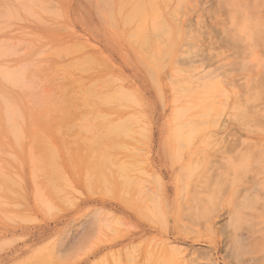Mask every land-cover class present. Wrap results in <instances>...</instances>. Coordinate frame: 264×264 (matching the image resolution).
<instances>
[{"label": "rangeland", "instance_id": "rangeland-1", "mask_svg": "<svg viewBox=\"0 0 264 264\" xmlns=\"http://www.w3.org/2000/svg\"><path fill=\"white\" fill-rule=\"evenodd\" d=\"M10 1H12L11 4L19 3V7L21 3L23 4L17 12L22 18L23 16L32 18L27 12V7H34L40 3L36 0H29L33 3H26V0H9V3ZM65 1L57 4L56 7L49 8L46 13L50 15V18L42 20L41 25L47 29L43 35L46 40L43 46L33 43L28 50L30 54H35V57L46 60V65L42 67L46 70L40 74V79L28 80V82L32 81L30 82L32 90H27L28 95L21 91L20 99L14 105V108L20 111L19 113L22 112L20 120L23 118L22 121L25 123L24 126L28 127L29 133L27 135L22 133L24 135L18 138L2 137L4 134L0 137V167L9 173L5 180L7 185L0 184V264H129L131 262V264H148L144 263L145 257L150 261L149 264H175L172 259L167 262H165L167 259L162 260L159 263L154 262V258L149 259L152 255H156L154 251L162 245L157 246L156 244L157 236L162 234L160 228L163 223L159 222H163L168 214L169 229L166 228L169 231L165 237L173 240L172 232L179 231L176 238L179 241L176 245L181 243L180 246H185L188 243L195 247L200 245L212 248L211 244H214V239L215 243L223 240L226 242V247H224L228 250L226 256V253L223 256V252L220 251L219 264H264V247L262 246L264 245V33H262L264 32L262 31L264 29V10H262L264 0H257V2L256 0L255 2L254 0L253 2L251 0H174L176 1L175 10L167 15L171 17V21L173 20L172 23L162 20L160 17H164L166 12L161 13L158 9L153 13L154 16L148 13L152 14L153 18L149 19L148 15V20H145V23H148L147 27L144 26L146 31L142 26L139 28L141 23L129 21L135 25L133 28L140 29L134 28L135 33L138 32L135 35L132 33L134 30L132 25L129 26L132 30L128 28L127 23L129 22L126 23L128 30L123 25L125 23L110 22L101 16L108 12L106 8L109 5L112 7L115 0H108L110 3L106 0H72V7L76 10L78 8L77 15H75L77 20H69L63 25H53L52 18H69L72 10L67 5L68 0ZM143 1L141 0L139 4ZM43 2L49 1L43 0ZM249 2L255 4L251 3V5ZM94 5L97 11L100 7H106L99 10L105 14L100 12L97 15V12L92 9ZM79 7L85 13H81ZM8 8L13 9L10 4L8 5L7 0H0V24L1 21L5 22L3 12H6ZM258 9L263 12L259 13ZM123 13L121 11L118 15ZM87 14L91 15L88 17ZM157 14L160 17H157ZM258 14L262 16L263 23L260 19L257 20L260 18ZM155 16L159 18L160 23H168L165 29L164 24H160L162 26L155 29L165 30L168 34L164 31L165 34H161L155 29L152 30L155 24L153 20L156 21ZM83 17L86 23L82 21ZM22 18H17L16 21L20 19L22 21ZM242 19L246 23L250 21L248 19L260 22L258 24L249 22L251 24L249 29L252 33L254 32V35L249 33V29H245L246 25L244 26ZM87 20H89L88 23ZM101 21H104L106 25ZM11 22H15V19ZM136 24L139 25L136 26ZM109 26L115 28L116 31L119 30L118 35ZM172 27L174 30L171 29ZM89 30H92L91 32L96 30L94 33L98 32L97 36ZM21 31L13 37L15 40L19 38L20 41L25 42L30 38V32L28 28ZM247 33L251 34L250 37ZM257 35L261 41H258L260 39L256 38ZM251 37L257 40L255 38L252 40ZM79 41L81 43H78ZM48 42L50 45L47 44ZM77 43L80 45L83 43L85 47L87 46L86 52L95 55L93 57L91 54L93 57L91 63H94L84 70L81 67L88 62L82 56V58L77 55L65 56V53L60 54L57 51L58 46L63 48L67 45H77ZM75 58L76 61L73 63L72 60ZM53 60L60 64L51 67ZM69 63L75 65L72 68L65 66ZM69 71L72 72L71 74L74 73V78L77 77L78 82L81 78L85 79L84 83L87 81L85 83L88 87L87 91L77 90L80 84L78 85L74 78V80L71 79ZM89 72L90 80L87 79L88 76L85 77ZM94 79L99 81H94ZM98 82L101 83L98 84ZM75 90L79 91L78 94L84 95L86 100L83 98L75 104L70 101L71 99L68 101L71 97L70 93ZM59 94H64V96H59ZM41 96L44 102L46 99L47 101L56 99L52 101L54 104L61 102L59 103L61 105L54 107L58 112L51 113L46 118L43 114L40 115L39 111L36 112L43 105L39 100ZM55 96L59 99L62 97L63 103L58 98L54 99ZM45 119L50 120L45 121ZM70 123L71 127H69ZM74 131L83 134L73 138L74 133L71 132ZM54 135H59L58 146L53 144ZM12 141L16 142L17 146L10 152V149H7V143ZM28 142L35 150L29 147ZM32 150L37 158L32 159V157V160H26L25 154L32 156ZM56 176H59L61 180ZM0 181H2L1 178ZM252 184L254 186L250 191L257 190V192H250L248 196V188ZM121 185L125 186L124 190ZM4 186H7L9 190L7 194L3 192ZM143 186L145 190H150L148 194L152 193L151 197L144 192ZM106 188H108V193L107 190L104 191ZM235 190L236 192L233 193ZM194 195H196L195 199ZM165 196L167 199H164ZM100 205L102 206L99 207ZM181 206L187 209H185L186 212L184 209L179 210ZM106 207L108 210L105 209ZM227 208L232 210L228 211ZM163 209H166V213ZM167 210H172L173 214L178 213V216L176 215L178 219L175 222L170 218L172 212ZM233 211L236 215L231 214ZM219 214L222 217L217 219ZM88 215L92 218H88ZM210 216L218 220L213 225L217 234L214 231L205 230L204 220ZM85 217L90 220L87 221ZM83 218L86 225L89 223L87 229H84ZM147 220H152L151 223L154 224L157 223L156 229L151 231L143 228L140 231L138 223L148 222ZM81 221L83 224L80 223ZM109 222L112 223L109 224ZM171 225L174 226L171 227ZM189 227L194 230L189 231ZM198 229L200 232L197 231ZM180 232H182L181 236ZM193 234L200 235L199 241H189V237ZM130 235L133 237H128ZM235 235L238 236L239 241L230 240L236 237ZM182 236H187L189 240L184 243ZM136 237L138 240L148 242L152 247H145L141 243V245H135L138 241ZM108 238L112 240L108 242ZM209 238L212 241H209ZM130 239L134 241L128 247L126 243ZM248 240L254 241L249 242ZM242 244L248 247H243ZM257 244L258 247H256ZM123 248H128V251ZM146 250H150L151 255L147 254Z\"/></svg>", "mask_w": 264, "mask_h": 264}, {"label": "bare ground", "instance_id": "bare-ground-1", "mask_svg": "<svg viewBox=\"0 0 264 264\" xmlns=\"http://www.w3.org/2000/svg\"><path fill=\"white\" fill-rule=\"evenodd\" d=\"M8 1V5L10 4L11 6H12V8L15 10V12H13L12 10H11V8H10V10H9V8L7 9V11L6 12H3L4 14H5V22H3V21H1L2 23L0 24V137L4 134V136H2V137H5V136H7V137H9V138H18V137H21L22 135H24V134H22V133H25L26 135H27V133H29L27 130H28V127L27 126H24V121H22V119L23 118H21V120H20V117L22 116L21 115V113H19L20 111L19 110H17V109H15L14 108V105L16 104V101H18V99H20V97H19V95H20V93H24V94H27L26 92H27V90L29 91V89L30 90H32L31 89V87H30V82L32 83V81H30V82H28V80H30L31 78H34V79H40V77H41V73L43 72V71H45L46 70V68H42L44 65H46L45 64V62H46V60L43 58V59H41V58H39V57H35V54H30L29 52H28V50L32 47V44L34 43V44H36L37 46H43V44L46 42V40L43 38V35H45V32L47 31V29L46 28H44L41 24H42V20H45V19H47V18H50V15L49 14H47L46 12H47V10L49 9V8H53L54 6L56 7L57 6V4H60L62 1H65V0H48L49 2H47V3H44L43 2V0H36L37 2H40V3H42V4H40V3H38L37 4V6L35 5L34 7H30V8H28L27 6V12L32 16V18L31 17H29V16H23V18L21 17V14L20 13H17L19 10H20V8L23 6V4L21 3V7H19L20 6V4L18 3H13V4H11V2L12 1H10V3H9V0H7ZM99 1V0H98ZM102 1V0H101ZM100 1V2H101ZM106 1H108V0H106ZM141 0H115L114 1V4L112 5V7L109 5L107 8H106V10H108V12H106V14H105V12H101V14H105V15H101V16H104V19L106 20H109L110 22H112V21H114V22H117V23H125V24H123V25H127L128 24V28L130 29L131 27L133 28V26H135V25H132L133 23H141V25H139V28L142 26L144 29H145V31H146V28L145 27H147L148 26V23H145V20H148V18L147 17H149L150 16V18L149 19H151V18H153L152 17V14L155 12V11H158V9H160V12L161 13H163L164 11L166 12V14L164 15V17H160V15L159 14H157L156 16L158 17H160V18H162V20L164 19V21L165 22H170L171 21V17L169 18V17H167V15H168V13H171L172 11L174 12V6H175V4L174 3H176V1H171V0H144L143 2H142V4L140 3L139 4V2H140ZM205 1V0H204ZM212 1V0H211ZM216 1V0H215ZM252 2H253V0H251ZM66 2V1H65ZM64 2V3H65ZM72 0H68L67 1V5H68V7L70 8V10H72V12H71V14L69 15V18H67V19H61V18H58V17H56V18H52V20H51V23L54 25H63L64 23H66L67 21H69V20H77L76 19V16L75 15H77L76 14V12L78 11V8H77V10H76V8H73L72 7ZM104 2V1H103ZM109 2V1H108ZM203 2V1H202ZM209 2V1H208ZM247 2V1H246ZM252 2H249L250 4L252 3ZM254 2H255V0H254ZM256 2H257V0H256ZM26 3H33V2H30L29 0H26ZM95 2H93V4H94ZM110 3V2H109ZM178 4L180 3V2H177ZM193 3V2H192ZM197 3V2H196ZM230 3H231V1H230ZM245 3V2H244ZM4 4H6V3H4ZM17 4V5H16ZM45 4V5H44ZM112 4V3H111ZM241 4V3H240ZM252 4H255V3H252ZM251 4V5H252ZM262 4V3H261ZM47 5V6H46ZM103 5V4H102ZM106 4H104V6H105ZM188 5V4H187ZM189 5H190V3H189ZM191 5H194V4H191ZM5 6V5H4ZM46 6V7H45ZM64 6H66V5H64ZM89 6V5H88ZM238 6H239V4H238ZM241 6H242V4H241ZM259 6V5H258ZM10 7V6H9ZM87 7V6H86ZM92 7V6H91ZM90 7V8H91ZM94 8H92V9H94L95 10V5L93 6ZM179 7V6H178ZM183 7V6H182ZM245 7V6H244ZM101 8H103V7H100V9ZM105 8H103V9H105ZM124 8V9H123ZM169 8V9H168ZM183 8H185V7H183ZM182 8V9H183ZM190 8H191V6H190ZM194 8V7H193ZM197 8V7H196ZM208 8V7H207ZM214 8H216L215 6H214ZM240 8H242V7H240ZM4 9V8H3ZM6 9V8H5ZM79 9H80V7H79ZM87 9H89V8H87ZM92 9L90 10V11H92ZM99 9V8H98ZM99 9V10H100ZM239 9V8H238ZM82 12H81V11ZM79 11L81 12V13H85V12H83L84 10H82V9H80ZM88 10V11H89ZM99 10L97 11V10H95V12H97V15L100 13L99 12ZM123 11L124 13L122 14V15H118L119 14V12H121V11ZM184 10V9H183ZM187 11H188V9H186ZM185 10V11H186ZM194 10H195V8H194ZM201 10V9H200ZM205 10V9H204ZM218 10V9H217ZM251 10V9H250ZM259 10V13H262L263 11L262 10H264V9H258ZM261 10V11H260ZM87 11V12H88ZM102 11H105V10H102ZM119 11V12H118ZM193 11V10H192ZM208 11V10H207ZM210 11V10H209ZM57 12V11H56ZM94 12V11H93ZM118 12V13H117ZM196 12V11H195ZM217 12V11H216ZM215 12V13H216ZM219 12V11H218ZM217 12V13H218ZM58 13V12H57ZM81 13H79L80 15H81ZM148 13H152L151 15L150 14H148ZM157 13V12H156ZM159 13V12H158ZM179 13V12H178ZM204 13V12H203ZM1 14H2V12H1ZM17 14V15H16ZM146 14V15H145ZM187 14V13H186ZM91 15V14H90ZM89 15V16H90ZM146 17H145V16ZM149 15V16H148ZM155 14H153V16H154ZM250 15H252V14H250ZM18 16V17H17ZM56 16V15H55ZM87 16H88V14H87ZM88 16V17H89ZM155 16V18H156V21H155V19L153 20V23H155L154 24V26H152V30L153 29H155V28H160L162 25H160V24H164V23H160L161 21H159V18L157 19V17ZM173 16H175V15H173ZM257 16H259V14L257 15ZM257 16H253V17H256L257 18ZM52 17V16H51ZM82 17V16H81ZM80 17V18H81ZM86 17V16H85ZM88 17H86V19H88ZM180 17V16H179ZM178 17V20H180V18ZM260 18H258L257 20H263L262 19V16H259ZM3 18V17H2ZM17 18L19 19V18H22V21H20V20H18V22L16 21L17 20ZM79 18V17H78ZM103 18V17H102ZM132 18V19H131ZM177 18V17H176ZM15 19V22H11V21H13ZM103 19V20H104ZM174 19V18H173ZM217 19V18H216ZM1 20H4V19H1ZM85 19H84V17L82 18V21H84ZM104 20V21H105ZM132 21L133 23L131 24V22H129V21ZM185 20H186V18H185ZM184 20V21H185ZM232 20V19H231ZM252 21L253 23H256V24H258V23H260L259 21H257V22H254V21H256V20H251V19H248V21ZM20 21V22H19ZM88 21L89 20H87V23H88ZM102 22V24L104 23L105 24V22H107V21H105V22ZM108 21V23H110ZM151 21V20H150ZM173 21V20H172ZM172 21H171V23H172ZM194 21H195V19H194ZM242 21H243V19H242ZM249 21V22H250ZM264 21V20H263ZM263 21L261 22V23H263ZM44 22V21H43ZM85 22V21H84ZM84 22H83V24H84ZM127 22H129V23H127ZM145 24H144V23ZM191 22H193V21H191ZM204 22V21H203ZM202 22V23H203ZM234 22V21H233ZM246 23L245 21H243V24H244V26H245V29H249V26H251V22L250 23ZM44 23H46V22H44ZM48 23H50V22H48ZM51 23H50V25H51ZM86 23V22H85ZM127 23V24H126ZM150 23V22H149ZM182 23H183V21H182ZM194 23V22H193ZM192 23V24H193ZM198 23V22H197ZM205 23V22H204ZM235 23V22H234ZM239 23V22H238ZM80 24H82V23H80ZM101 24V25H102ZM144 24V25H143ZM168 23H166V24H164L163 25V28L167 25ZM201 24V23H200ZM211 24V23H210ZM213 24V23H212ZM106 25V24H105ZM132 25V26H131ZM137 24H136V26H138ZM147 25V26H146ZM172 24H170V26H171ZM82 26H84L85 27V25H82ZM81 26V27H82ZM87 26H89V25H87ZM104 26V25H103ZM129 26H131V27H129ZM145 26V27H144ZM190 26V25H189ZM197 26H199V25H197ZM243 26V27H244ZM255 26V25H254ZM253 26V27H254ZM258 26V25H257ZM260 26H262L261 24H260ZM61 27V26H60ZM60 27H59V29H60ZM63 27V26H62ZM90 27V26H89ZM110 28H113V27H111V26H109ZM141 27V28H142ZM167 27H168V25H167ZM185 27H186V29L188 28L186 25H185ZM242 27V28H243ZM26 28H28V31L30 32V38L27 40H25V42H22V41H20V39L19 38H17V39H19L18 41H16L15 39H14V37H13V35H15L17 32H19V31H21V32H23V30L24 29H26ZM83 28V27H82ZM87 28V27H86ZM124 28V27H123ZM126 28H127V26H126ZM127 28V29H128ZM132 28L130 29V30H132ZM135 29H137L136 27H134ZM133 28V29H134ZM151 28V27H150ZM170 28V27H169ZM190 28V27H189ZM256 28V27H255ZM58 29V30H59ZM89 29V28H88ZM115 28H113L112 29V31L114 30ZM125 29V28H124ZM126 29V30H127ZM128 29V30H129ZM135 29L132 31V33H134V35L135 34H137V33H135L136 31H135ZM165 29V28H164ZM171 29H173L174 30V28L172 27ZM170 29V30H171ZM234 29V28H233ZM235 29H237V28H235ZM62 30V29H61ZM65 30V29H64ZM68 30V29H67ZM137 30H140V29H137ZM148 30V29H147ZM156 30V29H155ZM160 30H162V29H160ZM180 30H181V28H180ZM238 30V29H237ZM236 30V31H237ZM240 30H241V28H240ZM90 31V30H89ZM92 31V30H91ZM90 31V32H91ZM96 31V30H95ZM95 31H93V32H91L92 34L95 32ZM107 31H110V30H107ZM117 31H119V30H117ZM116 30H114V32H116V34L118 35V32H117ZM156 31H159V30H156ZM164 32H165V30H163ZM163 31H159L161 34H165ZM231 31V30H230ZM261 31V30H260ZM262 31H264V29H262ZM261 31V32H262ZM111 32V31H110ZM121 32V31H120ZM141 32V31H140ZM139 32V33H140ZM153 32V31H152ZM158 32V33H159ZM237 32H239V31H237ZM251 32V34H253L254 35V32L252 33V30H250L249 29V33ZM259 33V32H257L259 35H261L262 33H264V32H262V33ZM89 33V32H88ZM105 33V32H104ZM109 33V32H108ZM112 33V32H111ZM122 33V32H121ZM129 33H131V31H129ZM157 33V32H156ZM249 33H247L248 35H249V37H250V35L251 34H249ZM27 34H29V33H27ZM79 34V33H78ZM92 34H90V35H92ZM97 34H98V32H97ZM97 34H95L94 33V35H96L97 36ZM114 34V33H113ZM113 34H111V36L113 35ZM123 34V33H122ZM152 34H154V33H152ZM166 34H168V32L166 33ZM189 34H190V32H189ZM231 34V33H230ZM241 34H243V33H241ZM244 34H245V32H244ZM18 35H20V34H18ZM17 35V36H18ZM93 35V36H94ZM132 35V34H131ZM186 35V34H185ZM196 35V34H195ZM229 35V34H228ZM259 35H257V39H260V40H258V41H261V38L260 37H258ZM263 35V34H262ZM261 35V36H262ZM107 36V35H106ZM146 36V35H145ZM152 36V35H151ZM155 36V35H154ZM157 36H160V34L158 35L157 34ZM157 36H155V37H157ZM119 37H121V36H119ZM123 37H124V34H123ZM126 37H128V36H126ZM236 37H238V36H236ZM87 38V37H86ZM252 38V40H254V38L253 37H251ZM255 38V40H257ZM128 39H130V38H128ZM149 39V38H148ZM51 40H53V39H51ZM62 40V39H61ZM89 40V39H88ZM251 40V39H250ZM264 40V39H263ZM125 41V40H124ZM74 42V41H73ZM83 42V41H82ZM54 43V42H53ZM57 43V42H56ZM71 43V42H70ZM70 43H68V44H70ZM78 43H81V41H79ZM77 43V45H67V47H63V48H60V46H58L59 48H58V52L60 53V54H63V53H65V56L67 55H77V56H79V57H83V59H85L87 62H88V64H86V62L83 64V66L81 67V68H83V70L84 69H86L87 68V66H89L90 64H92V63H94V62H92L91 63V59H93V57L95 56L94 55V53H89L88 51L86 52V47L83 45V43H82V45H80V44H78ZM86 42H84V44H85ZM47 44H49L50 45V43L48 42ZM64 44V43H63ZM67 44V43H66ZM262 44H263V42H262ZM52 45V44H51ZM61 45V44H60ZM65 45V44H64ZM85 45H87V43L85 44ZM122 45V44H121ZM137 45V44H136ZM45 46V45H44ZM138 46H141V45H138ZM100 47V46H99ZM55 48V47H54ZM138 48V47H137ZM94 49V48H93ZM143 49V48H142ZM153 49V48H152ZM99 50V49H98ZM141 50V49H140ZM150 50V49H149ZM155 50H157V49H155ZM54 53H56V52H54ZM95 53H97V51L95 52ZM100 53V52H99ZM37 54H38V52L36 53V56H37ZM91 54H93V57L91 56ZM98 55V54H97ZM96 55V56H97ZM106 55V54H105ZM72 56V58H74ZM69 57H71V56H69ZM81 57V58H82ZM109 59V58H108ZM107 59V60H108ZM61 60V59H60ZM253 60V59H252ZM44 63H43V62ZM72 61H74L73 63H75V61H76V58H75V60L73 59ZM79 61V60H78ZM77 61V62H78ZM102 61V60H101ZM256 61H258V60H256ZM260 61V60H259ZM67 62V61H66ZM80 62H82V60L80 61ZM96 62H98V61H96ZM79 63V62H78ZM260 63H261V61H260ZM56 64L57 65H59L60 63H58L57 61H55V60H53L52 61V63H51V67H53V66H56ZM64 64V63H63ZM72 64V63H71ZM70 63L68 64V65H66L65 64V66H67V67H73L75 64H73V65H71ZM96 64H98V63H96ZM49 65V64H48ZM78 65V64H77ZM94 65V64H93ZM64 66V67H65ZM61 67V66H60ZM63 67V66H62ZM104 67V66H103ZM200 67V66H199ZM202 67V66H201ZM91 68V67H90ZM90 68H88L90 71H91V69ZM92 68H94V67H92ZM97 68V67H96ZM206 68V67H205ZM95 69V68H94ZM110 69V68H109ZM257 69V68H256ZM67 70H69V69H67ZM93 70V69H92ZM64 71L66 72V69H64ZM203 71V70H202ZM85 72H88L87 70H85ZM156 72V71H155ZM154 72V73H155ZM158 72V71H157ZM201 72V71H200ZM69 73H70V71H69ZM72 73V72H71ZM70 73V74H71ZM197 73H199V72H197ZM44 74H45V72H44ZM74 74V73H73ZM73 74H71V79H73L74 78V76L75 75H73ZM89 74H90V72L89 73H87L86 74V78H87V76H88V78L87 79H89L90 77H89ZM114 74V73H113ZM112 74V75H113ZM156 74V73H155ZM39 75V76H38ZM108 75H110V74H108ZM199 75V74H198ZM197 75V76H198ZM111 76V75H110ZM109 76V77H110ZM117 76V75H116ZM155 76H157V75H155ZM201 76V75H200ZM203 76V75H202ZM259 76V75H258ZM39 77V78H38ZM102 77H105V76H102ZM107 77V76H106ZM114 77V76H113ZM207 77V76H206ZM77 78V77H76ZM76 78H74L75 79V81H77V84L79 85V87H78V89L77 90H80V92H84V91H87V89H88V87L86 86V82L84 83V81H85V79H82L81 77H79V79H80V81L78 82V80H76ZM156 78H158V77H156ZM73 79V80H74ZM98 79H100V77H98ZM102 79V78H101ZM104 79V78H103ZM102 79V80H103ZM106 79V78H105ZM110 79V78H109ZM197 79V78H196ZM83 80V81H82ZM90 80V79H89ZM95 80H97V79H94V81ZM101 80V81H102ZM112 80V79H111ZM253 80V79H252ZM256 81H257V79H255ZM74 81V83H75V85H77L76 84V82ZM97 81H99V80H97ZM116 81V80H115ZM260 81V80H259ZM39 82V81H38ZM41 82V81H40ZM91 82V81H90ZM131 82V81H130ZM157 82H160V81H158L157 80ZM196 82V81H195ZM201 82V81H200ZM264 82V81H263ZM29 83V84H28ZM35 83V82H34ZM73 83V82H72ZM94 83V82H93ZM101 82H98V84H100ZM104 83V82H103ZM111 83V82H110ZM109 83V84H110ZM115 83V82H114ZM114 83H112V84H114ZM198 83H199V81H198ZM258 83V82H257ZM36 84V83H35ZM95 84V83H94ZM111 84V85H112ZM255 84V83H254ZM33 85V84H32ZM37 85V84H36ZM73 85V84H72ZM90 85H92V84H90ZM89 85V86H90ZM102 85V84H101ZM29 86V87H28ZM63 86V85H62ZM103 86H108V85H103ZM110 86V85H109ZM108 86V87H109ZM115 86V85H114ZM34 87V86H33ZM32 87V88H33ZM69 87L70 88H72L70 85H69ZM69 87H67V89L69 88ZM76 87V88H77ZM93 87H95V86H92V88ZM69 88V89H70ZM96 88V87H95ZM102 88V87H101ZM128 88V87H127ZM98 89V88H97ZM106 89V88H105ZM118 89H120V88H118ZM73 90V89H72ZM90 90V89H89ZM99 90V89H98ZM22 91V92H21ZM76 91V90H75ZM75 91H72V92H74V93H70L69 91H66V92H69L70 94H71V97H69L68 98V101L70 100L71 102H74L73 104H75V103H77V102H79L81 99H83L84 98V100H86V97L84 96V95H82V94H78V92L76 93ZM95 91H97V90H95ZM106 91V90H105ZM63 92H64V90H63ZM62 92V93H63ZM89 92V91H88ZM103 92V91H102ZM87 93V92H86ZM97 93V92H96ZM101 93V92H100ZM130 93V92H129ZM29 94V93H28ZM27 94V95H28ZM65 94H68V93H65ZM88 94V93H87ZM86 94V95H87ZM62 95V94H61ZM60 94H59V96H61ZM100 96H101V94H99ZM62 96H64V94L62 95ZM50 98V97H49ZM54 99L55 98H58V97H53ZM52 98V99H53ZM62 98V97H61ZM61 98L59 99V101H62V103H63V100H61ZM87 98H89L88 97V95H87ZM57 99V100H58ZM103 99V98H102ZM235 99V98H234ZM39 100H41L40 102L41 103H43V105H42V107L41 108H39V110L37 109L36 110V112L37 111H39L38 113L40 114V115H42L43 114V117L44 118H46V117H49V114H51V113H56V112H58L57 111V109H55L54 107L57 105H61V104H59V103H61V102H59L58 104L56 103V104H54L53 102L54 101H56V99L53 101V100H50V101H47V99L45 100V102H44V99H43V97L41 96V98H39ZM87 100H89V99H87ZM21 102H22V100H20ZM53 101V102H52ZM66 101V100H65ZM49 103H50V105H49ZM65 103V102H64ZM66 103H68V102H66ZM53 104V105H52ZM70 104V103H69ZM72 105V104H71ZM17 106V105H16ZM65 106V105H64ZM66 106H68V105H66ZM73 107V106H72ZM69 108H71V106H69ZM251 110V109H250ZM19 111V112H18ZM69 113V112H68ZM21 115V116H20ZM59 115V114H58ZM29 117V116H28ZM51 117V116H50ZM54 118H56V117H54ZM57 118H60V117H58L57 116ZM27 119V118H26ZM70 119V118H69ZM68 119V120H69ZM48 120H50V119H45V121H48ZM254 120V119H253ZM256 120V119H255ZM54 121V120H53ZM73 121V120H72ZM72 123V122H71ZM71 123H70V126L69 127H71ZM75 123H76V120H75ZM74 125H76V124H74ZM68 126V125H67ZM68 127V128H69ZM73 127V126H72ZM56 128V127H55ZM60 130V129H59ZM70 131V130H69ZM68 131V132H69ZM80 131V130H79ZM79 131H77V132H71V133H74L73 134V138H77V137H79V135L80 134H83L82 132L80 133ZM57 132V131H56ZM55 132V133H56ZM68 132H66V133H68ZM85 133V132H84ZM2 134V135H1ZM64 135H65V132H64ZM61 137H62V135H61ZM57 138L59 139V135H54V145L55 146H58V141H57ZM72 138V139H73ZM82 140H83V138H82ZM1 141V140H0ZM30 142V141H29ZM28 142V143H29ZM84 142V141H83ZM1 143V142H0ZM31 143V142H30ZM29 143V144H30ZM78 143V142H77ZM19 144V143H18ZM24 144V143H23ZM250 145H251V143H249ZM262 144V143H261ZM60 145V144H59ZM78 145V144H77ZM17 146V143L16 142H10V143H7V149L9 148L10 150V152H12V150L13 149H15L14 147H16ZM51 146V145H50ZM3 147H5L4 145H3ZM28 146H26V148H27ZM29 147H33L32 146V144H30L29 145ZM1 149V148H0ZM33 149H34V147H33ZM35 150V149H34ZM1 152V151H0ZM23 152V151H22ZM32 152H33V150H32ZM31 152V153H32ZM66 152V151H65ZM253 152V151H252ZM22 155V154H21ZM9 156V155H8ZM23 156V155H22ZM21 156V157H22ZM259 156V155H258ZM10 157V156H9ZM13 157V156H12ZM33 157V158H32ZM35 159V158H37L36 157V154L33 152L32 153V156H29L28 154H25V159L26 160H32V159ZM12 159H14V158H12ZM23 159V158H22ZM34 164V163H33ZM75 170V169H74ZM180 170V169H179ZM182 170V169H181ZM76 171V170H75ZM74 171V172H75ZM216 171V170H215ZM155 172V171H154ZM182 172V171H181ZM180 172V173H181ZM210 172V171H209ZM217 172V171H216ZM7 171L6 170H4L3 168H1L0 167V178L2 179V181H0V184H3V183H5L6 185H7V182L5 181L6 180V177L8 178V176H7ZM54 173V172H53ZM158 173H159V171H158ZM9 174V173H8ZM75 174V173H74ZM155 174V173H154ZM147 175V174H146ZM214 175V174H213ZM218 175V174H217ZM60 176H62V175H60ZM77 176V175H76ZM160 176V175H159ZM158 176V178H159V180H160V177ZM208 176H209V174H208ZM69 177V176H68ZM128 177V176H127ZM215 177V176H214ZM5 178V179H4ZM55 178V177H54ZM56 178H59V176L57 177L56 176ZM55 178V179H56ZM65 178V177H64ZM210 178V177H209ZM215 178H217V177H215ZM9 179L11 180V178L9 177ZM8 179V180H9ZM54 179V180H55ZM60 179V178H59ZM72 179V178H71ZM144 179H145V177H144ZM154 179H156V178H154ZM57 180V179H56ZM61 180V179H60ZM68 180H69V178H68ZM136 180V179H135ZM66 181H67V179H66ZM71 181V180H70ZM69 181V182H70ZM123 181V180H122ZM121 181V182H122ZM128 181V180H127ZM130 181V180H129ZM133 181H134V179H133ZM161 181H163V180H161ZM197 181H199V180H197ZM203 181H205V180H203ZM214 181H215V179H214ZM217 181H219V180H217ZM72 182V181H71ZM88 182V181H87ZM120 182V183H121ZM124 182V181H123ZM136 182V181H135ZM150 182V181H149ZM160 182V181H159ZM210 182V181H209ZM209 182H208V184H209ZM119 183V184H120ZM127 183V182H126ZM146 183V182H145ZM148 183V182H147ZM205 183V182H204ZM214 183V182H213ZM218 183V182H217ZM108 184H109V182H108ZM149 184V183H148ZM147 184V186H149ZM151 184V183H150ZM163 184V183H162ZM195 184H197L196 182H195ZM194 184V185H195ZM211 184V183H210ZM214 184H216V183H214ZM257 184V183H256ZM259 184V183H258ZM111 185V184H110ZM141 185V184H140ZM199 185H201V184H199ZM207 185V184H206ZM65 186V185H64ZM104 186V188H105V185H103ZM109 186V185H108ZM122 186V188H123V190H124V187L125 186H123V185H121ZM146 186V185H145ZM145 186H143L142 188H144ZM153 186H154V184H153ZM156 186V185H155ZM209 186V185H208ZM211 186V185H210ZM214 186V185H213ZM253 184L252 185H249V195L248 196H250V192L252 193L253 191H255V190H252V191H250L251 190V188H253ZM260 186V185H259ZM90 187V186H89ZM137 188H138V185L136 186ZM71 188L73 189V187L71 186ZM91 188V187H90ZM100 188V187H99ZM109 188V187H108ZM108 188H106V189H104V191L105 190H107ZM121 188V189H122ZM148 188V187H147ZM150 188H152V187H150ZM149 188V189H150ZM197 188V187H196ZM230 188V187H229ZM260 188H262L261 186H260ZM3 192H6V194L8 193L7 191H9L8 189H7V186H4L3 188ZM64 189V188H63ZM67 189V188H66ZM96 189V188H95ZM126 189V188H125ZM134 189V188H133ZM141 189V188H140ZM148 189V190H149ZM154 189V188H153ZM153 189H152V192H153ZM156 189V188H155ZM154 189V190H155ZM205 189V188H204ZM203 189V190H204ZM207 189V188H206ZM100 190V189H99ZM109 190H111V189H109ZM127 190H128V188H127ZM137 190V189H136ZM144 190H145V188H144ZM144 190H141V191H144ZM201 190V189H200ZM260 190V189H259ZM263 190V189H262ZM126 191V190H125ZM130 191V190H129ZM150 191V190H149ZM149 191H147V190H145L144 192L146 193V194H148L149 193ZM162 191H164V190H162ZM207 191V190H206ZM233 191V190H232ZM59 192V191H58ZM236 192V190L233 192V193H235ZM247 192V191H246ZM257 192V190L255 191V193ZM54 193H56V191L54 192ZM61 193V192H60ZM80 193V192H79ZM82 193V192H81ZM107 193H108V190H107ZM122 193V192H121ZM212 193V192H211ZM103 194V193H102ZM152 194V193H151ZM151 194H148L150 197H151ZM245 194V193H244ZM56 195V194H55ZM66 195V194H65ZM71 194H69V196H70ZM84 195V194H83ZM117 195V194H116ZM130 195V194H129ZM128 195V196H129ZM135 195V194H134ZM134 195H133V197H134ZM161 195H163V194H161ZM198 195V194H197ZM217 195H218V193H217ZM216 194H215V196H217ZM252 195H255V194H252ZM113 196V195H112ZM144 196V195H143ZM146 196V195H145ZM144 196V197H145ZM175 196V195H174ZM195 196L196 195H194L193 197H194V199H195ZM199 196V195H198ZM214 196V195H213ZM214 196V197H215ZM164 197V196H163ZM200 197V196H199ZM198 197V198H199ZM116 198V197H115ZM120 198V197H119ZM192 198V197H191ZM202 198V197H201ZM236 198V197H235ZM251 198H254V197H252L251 196ZM256 198V197H255ZM90 199V198H89ZM132 199V198H131ZM130 199V200H131ZM135 199V198H134ZM144 199V198H143ZM143 199H142V201H143ZM164 199H167L166 198V196H165V198ZM163 199V200H164ZM194 199H193V201H194ZM208 199V198H207ZM246 199V198H245ZM120 200V199H119ZM136 200V199H135ZM157 200V199H156ZM173 200V199H172ZM192 200V199H191ZM198 200V199H197ZM196 200V201H197ZM200 200V199H199ZM25 201V200H24ZM85 201V200H84ZM132 201V200H131ZM149 201V200H148ZM147 201V202H148ZM70 202V201H69ZM73 202V201H72ZM87 202V201H86ZM126 202V201H125ZM161 202V201H160ZM166 202V201H165ZM195 202V201H194ZM198 202V201H197ZM198 203H200V202H198ZM197 203V204H198ZM205 203V202H204ZM203 203V204H204ZM240 203V202H239ZM70 206H71V204L70 203H68ZM110 204V203H109ZM130 204V203H129ZM195 204H196V202H195ZM29 205V204H28ZM68 205V206H69ZM149 205V204H148ZM148 205H147V207H148ZM187 205V204H186ZM239 205V204H238ZM92 206V205H91ZM102 205H100L99 207H101ZM105 206V205H104ZM109 206V205H108ZM117 207H119L118 205H116ZM145 206V205H144ZM154 206H156V205H154ZM189 206V205H188ZM187 206V208L189 209V207ZM72 207V206H71ZM87 207V206H86ZM97 207V206H96ZM122 207V206H121ZM136 207H138V206H136ZM135 207V208H136ZM161 207V206H160ZM163 207V206H162ZM166 206H164L163 208H165ZM172 207H174V206H172ZM177 207V206H176ZM201 207V206H200ZM200 207H198V208H200ZM240 207V206H239ZM250 207V206H249ZM146 208V207H145ZM149 208H150V205H149ZM156 208V207H155ZM157 208H158V206H157ZM168 208V207H167ZM180 209V211H183V209H184V211H185V207H183V206H181V207H179ZM32 209V208H31ZM105 209H107V207L105 208ZM104 209V210H105ZM110 209V208H109ZM122 209H124V207L122 208ZM139 209V208H138ZM142 209V208H141ZM174 209V208H173ZM201 209V208H200ZM199 209V210H200ZM258 209V208H257ZM61 210V209H60ZM103 210V211H104ZM108 210V209H107ZM135 210V209H134ZM133 210V211H134ZM147 210V209H146ZM157 210V209H156ZM165 210L166 209H163V211L165 212ZM187 210V209H186ZM227 210L229 211H231L232 209H228L227 208ZM238 210V209H237ZM264 210V209H263ZM113 211V210H112ZM137 211V210H136ZM139 211V210H138ZM151 211V210H150ZM149 211V212H150ZM158 211H159V209H158ZM168 211V210H167ZM172 212V210H169L168 212ZM225 211V210H224ZM60 212V211H59ZM80 212V211H79ZM140 212V211H139ZM167 212V213H168ZM176 212V211H175ZM178 212V211H177ZM186 212V211H185ZM185 212H183V213H185ZM236 212V211H235ZM100 213V212H99ZM105 213V212H104ZM120 213H122V212H120ZM128 213V212H127ZM148 213V212H147ZM152 213V212H151ZM163 213V212H162ZM161 213V214H162ZM166 213V212H165ZM180 213V212H179ZM232 213H234V211L233 212H231V214ZM239 213V212H238ZM110 214V213H109ZM113 214V213H112ZM149 214V213H148ZM156 214V213H155ZM220 214H221V212H220ZM217 215V219H219V217H222L221 215ZM229 214V213H228ZM235 215H236V213H234ZM259 214V213H258ZM99 215V214H98ZM122 215H123V213H122ZM129 215H130V213H129ZM136 215H138V214H136ZM144 215V214H143ZM157 215V214H156ZM171 215V214H170ZM178 216V213H174L173 214V212H172V215L170 216V218H171V220L172 221H176V219H178L177 218V216ZM179 215H181V214H179ZM214 215V214H213ZM233 215V214H232ZM234 215V216H235ZM240 215V214H239ZM79 216V215H78ZM89 216V217H88ZM87 217L88 218H92V217H90V215H88ZM93 216V215H92ZM94 216H95V213H94ZM93 216V217H94ZM97 216V215H96ZM105 217H106V214L104 215ZM124 217H125V215H123ZM153 216V215H152ZM159 216V215H158ZM162 216H164V215H162ZM168 216H169V214H168ZM167 215H166V217L163 219V222H159L160 224L161 223H163V224H161L162 225V227L160 228L161 229V232H162V234H159V235H161V236H157V238L158 239H156L157 240V246H159V244H162L161 245V249L160 248H158L157 247V250L156 251H154V252H156L155 254L156 255H152L149 259L150 260H152L151 258H154V262H161L162 260H166L165 262H167V261H169L170 259H172L173 261L172 262H174L175 264H219L218 262H219V257H220V255H219V253H220V251L221 252H223L222 253V255L224 254V253H226L227 252V250L228 249H226L225 247V244H226V242H224L223 240L221 241V242H217V243H215V239L213 240V242H214V244H211V246H212V248H210V246H209V248H205V246L204 247H202V246H198V247H195L193 244H188V243H186V245L185 246H180L181 245V243H180V245H176L177 243H178V241H177V234L179 233V231H173L172 232V235H174V239L173 240H169V238L168 237H165V236H167V233H168V229H169V226H168V217ZM176 216V217H175ZM205 216H207V215H205ZM229 216H231V215H229ZM233 216V217H234ZM243 216V215H242ZM261 216H262V214H261ZM87 217H85V219L87 220ZM114 217V216H113ZM118 217V216H117ZM132 217V216H131ZM151 217V216H150ZM154 217V216H153ZM189 217V216H188ZM232 217V218H233ZM237 217H238V215H237ZM256 216H254V218H255ZM100 218V217H99ZM102 218V217H101ZM110 218V217H109ZM141 218H143V217H141ZM183 218V217H182ZM196 218V217H195ZM195 218H193V219H195ZM216 218H214V217H207V218H205V220H204V223L203 224H205L204 225V227H205V230H207L208 232H209V230L210 231H214V229H215V226H214V228H213V225H214V222L215 221H218ZM236 218V217H235ZM240 218H242L241 216H240ZM244 218V217H243ZM79 219V218H78ZM95 219H96V217H95ZM97 219H98V216H97ZM114 219V218H113ZM129 219V218H128ZM138 219V218H137ZM145 219H146V217H145ZM156 219V218H155ZM202 219V218H201ZM204 219V218H203ZM73 220H76V219H73ZM85 220V221H86ZM88 220H90V219H88ZM87 220V221H88ZM93 220V219H92ZM92 220H91V222H92ZM101 220H103V218L101 219ZM105 220H107V218L105 219ZM116 220H117V218H116ZM197 220L199 221V219H198V217H197ZM236 220V219H235ZM238 220V219H237ZM98 222H99V220H97ZM108 221H110V220H108ZM111 221H113V220H111ZM119 221V220H118ZM142 221V220H141ZM148 221V220H147ZM152 221V220H151ZM151 221H148V222H142V223H138L139 224V230L140 231H142L143 230V228L145 229V228H148L149 230H154V229H156V226L155 225H158L156 222V224H154L153 222V224L151 223ZM192 221H194V220H192ZM196 221V220H195ZM243 221V220H242ZM242 221H241V223H242ZM251 221H252V218H251ZM95 222V221H94ZM197 222V221H196ZM227 222V221H226ZM230 222H232V221H230ZM250 222V221H249ZM80 223H82V221L80 222ZM83 223H84V218H83ZM82 223V224H83ZM86 223H88V222H86ZM105 223V222H104ZM108 223V222H107ZM110 223H112V222H109V224ZM115 223V222H114ZM117 223H119V222H117ZM121 223V222H120ZM123 223V222H122ZM130 223V222H129ZM240 223V222H239ZM81 224V225H82ZM103 224V223H102ZM132 224V223H131ZM130 224V225H131ZM133 224H135L134 222H133ZM226 224V223H225ZM235 224V223H234ZM79 225V224H78ZM86 224L84 223L83 224V226H84V229H87L88 228V226H89V223L85 226ZM91 225V224H90ZM128 225V224H127ZM136 225V224H135ZM180 225V224H179ZM182 225V224H181ZM180 225V226H181ZM191 225H192V223H191ZM193 225H194V223H193ZM216 225V224H215ZM226 225H228V223L226 224ZM134 226V225H133ZM172 226H174V225H171V227ZM190 226V225H189ZM246 226V225H245ZM92 227V226H91ZM94 227H95V225H94ZM108 227H111V226H108ZM135 227H138V226H135ZM166 227H168V229L166 228ZM179 227V226H178ZM196 227L198 228V226L196 225ZM221 227H223L222 225H221ZM190 228V227H189ZM192 228V227H191ZM188 229L189 231L191 230H194V229ZM196 228V229H197ZM227 228V227H226ZM232 228V227H231ZM78 229V228H77ZM173 229V228H172ZM171 229V230H172ZM174 229H175V227H174ZM178 229V228H177ZM195 229V230H196ZM200 229V228H199ZM199 229L197 230V231H199ZM220 229V228H219ZM224 229V228H223ZM243 229V228H242ZM112 230V229H111ZM128 230V229H127ZM136 230H137V228H136ZM187 230V231H188ZM64 231V230H63ZM80 231H82V230H80ZM95 231V230H94ZM126 231V230H125ZM139 231V232H140ZM147 231V230H146ZM156 231V230H155ZM154 231V232H155ZM184 231V230H183ZM182 231V232H183ZM206 231V232H207ZM228 231V230H227ZM264 231V230H263ZM263 231H261V232H263ZM129 232H131V231H129ZM133 232V231H132ZM171 232V231H170ZM178 232V233H177ZM182 232H180V236H181V233ZM200 232V231H199ZM205 232V233H206ZM237 232V231H236ZM122 233V232H121ZM125 233V232H124ZM149 233V232H148ZM155 233H157V232H155ZM185 233V231L183 232V234ZM198 233V232H197ZM214 233H216L215 231H214ZM238 233V232H237ZM82 234V233H81ZM87 234V233H86ZM135 234V233H134ZM151 234V233H150ZM154 234V233H153ZM186 234H188V232H186ZM195 234V233H194ZM193 234V236H190L189 238H190V240H189V238H187V236H182V240L184 241V243L186 242V240H189V241H191V242H195L196 240L197 241H199V238H200V235H194ZM217 234V233H216ZM219 234V233H218ZM223 234V233H222ZM243 234V233H242ZM242 234H241V236H242ZM249 234V233H248ZM253 234V233H252ZM83 235V234H82ZM136 235V234H135ZM139 235V234H138ZM164 235V236H163ZM229 235V234H228ZM227 235V236H228ZM262 235V234H261ZM75 236V235H74ZM92 236V235H91ZM90 236V237H91ZM93 236H94V238H95V235L93 234ZM103 236V235H102ZM133 237V235H130V236H128V237ZM140 236V235H139ZM147 236H149V235H147ZM202 236V235H201ZM206 236H208V235H206ZM236 236V235H235ZM238 236H240V234L238 235ZM238 236H236V237H232V238H230V240L231 241H234V240H236V241H239L238 240ZM250 236V235H249ZM255 236V235H254ZM263 236V235H262ZM82 237V236H81ZM104 237H105V235H104ZM107 237V236H106ZM138 237V236H137ZM137 237H136V239H137ZM152 237V236H151ZM153 237H154V235H153ZM152 237V238H153ZM261 237V236H260ZM45 238V237H44ZM70 238V237H69ZM143 238H145L144 237V235H143ZM152 238H150V239H152ZM154 238H156V237H154ZM180 238V237H179ZM178 238V239H179ZM206 238V237H205ZM244 238H245V236H244ZM248 238V237H247ZM92 239V238H91ZM102 239V238H101ZM135 239V238H134ZM146 239V238H145ZM150 239H149V243H150ZM213 239V238H212ZM241 239V238H240ZM97 240V239H96ZM100 240V239H99ZM112 240V239H111ZM111 240H109V238H108V242L109 241H111ZM138 240V239H137ZM181 240V241H182ZM241 240H243V239H241ZM255 240H256V238H255ZM51 241V240H50ZM78 241V240H77ZM95 241V240H94ZM125 241H128V240H125ZM134 240H132V239H130L127 243H126V246H128L129 247V245L133 242ZM153 241H154V239H153ZM182 241V242H183ZM209 241H212V240H210V238H209ZM229 241V240H228ZM227 241V242H228ZM249 242H253L254 240H248ZM49 242V241H48ZM105 242H107V240L105 241ZM113 242V241H112ZM156 242V241H155ZM154 242V243H155ZM212 242V243H213ZM35 243V242H34ZM79 243V242H78ZM83 243V242H82ZM94 243V242H93ZM103 243V242H102ZM144 244L145 245V247H147V246H151V245H149L148 244V242H146V241H141V239H139L138 241H137V243H135V245H141V244ZM153 243V244H154ZM172 243H175V245H172ZM260 243V242H259ZM262 243V242H261ZM52 244V243H51ZM76 244V243H75ZM90 244H92V243H90ZM122 244V243H121ZM124 244V243H123ZM151 244H152V242H151ZM155 244V245H156ZM254 244H255V242H254ZM133 245V244H132ZM154 245V246H155ZM208 245H209V242H208ZM88 246V245H87ZM90 246V245H89ZM110 246V245H109ZM225 246V247H224ZM242 246L244 247L245 245H243L242 244ZM249 247H250V243H249V245H248ZM248 246H245V247H248ZM263 247H264V245H262ZM91 247V246H90ZM131 247H133V246H131ZM130 247V249H134V248H131ZM137 247V246H136ZM135 247V248H136ZM141 247V246H140ZM152 247V246H151ZM241 247V246H240ZM242 247V248H243ZM256 247H258V244H257V246ZM118 248V247H117ZM116 248V249H117ZM139 248V247H138ZM228 248V247H227ZM253 248V247H252ZM113 249V248H112ZM115 249V248H114ZM118 249H122V248H118ZM124 249V248H123ZM128 249V248H127ZM127 249H124V250H127ZM140 249V248H139ZM148 249H151V248H148ZM254 249V248H253ZM99 250V249H98ZM153 250V249H152ZM263 250V249H262ZM118 251V250H117ZM128 251V250H127ZM133 251V250H132ZM147 251V250H146ZM230 251V250H229ZM248 251H250V250H248ZM53 252H55V251H53ZM111 252V251H110ZM119 252H121V251H119ZM126 252V251H125ZM148 253L147 254H149V255H151V253L152 252H150V250H148L147 251ZM51 253V252H50ZM132 253V252H131ZM135 253H137V252H135ZM116 254V253H115ZM230 254V253H229ZM111 255V254H110ZM227 255V253L225 254V256ZM51 256V255H50ZM102 256H104V255H102ZM129 256V255H128ZM224 256V255H223ZM251 256V255H250ZM249 256V257H250ZM46 257V256H45ZM49 257V256H48ZM52 257V256H51ZM105 257V256H104ZM112 257V256H111ZM119 257V256H118ZM117 257V258H118ZM126 257V256H125ZM172 257V258H171ZM222 257V256H221ZM120 258H121V256H120ZM165 258V259H164ZM146 257H145V259H144V263H148L149 264V262L150 261H148V259H147V261H146ZM107 260V259H106ZM220 260H222V258L220 259ZM138 261V260H137ZM44 262V261H43ZM142 262V261H141ZM153 262V261H152ZM151 262V263H152ZM132 263V262H131ZM131 263H129V264H131ZM139 263V262H138ZM250 263V262H249ZM140 264V263H139Z\"/></svg>", "mask_w": 264, "mask_h": 264}]
</instances>
